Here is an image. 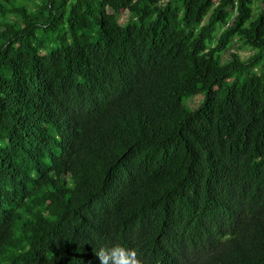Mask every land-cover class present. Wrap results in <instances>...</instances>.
<instances>
[{"label": "trees", "instance_id": "1", "mask_svg": "<svg viewBox=\"0 0 264 264\" xmlns=\"http://www.w3.org/2000/svg\"><path fill=\"white\" fill-rule=\"evenodd\" d=\"M11 2L0 264H264V0Z\"/></svg>", "mask_w": 264, "mask_h": 264}, {"label": "clouds", "instance_id": "2", "mask_svg": "<svg viewBox=\"0 0 264 264\" xmlns=\"http://www.w3.org/2000/svg\"><path fill=\"white\" fill-rule=\"evenodd\" d=\"M95 255L99 264H141V260L134 249L124 248L119 244L102 247Z\"/></svg>", "mask_w": 264, "mask_h": 264}, {"label": "rangeland", "instance_id": "3", "mask_svg": "<svg viewBox=\"0 0 264 264\" xmlns=\"http://www.w3.org/2000/svg\"><path fill=\"white\" fill-rule=\"evenodd\" d=\"M21 2H22V0H12V2L9 5L15 6L16 4L21 3ZM127 15H128V13L125 12L119 18L120 23H122L125 20V17ZM0 30H3V27H0ZM51 45H54V44H51ZM234 52L237 53L241 59H245L246 57L251 55V51L248 50L247 48H242V47L238 46L236 43H232L226 51L222 52V55H221L222 61L227 60L229 58V54L234 53ZM198 101H201V95H198L194 98H192V97L186 98L182 101V104L186 109L192 110Z\"/></svg>", "mask_w": 264, "mask_h": 264}]
</instances>
